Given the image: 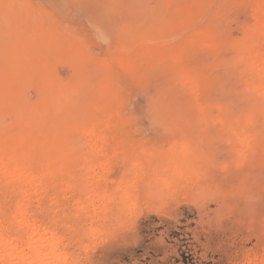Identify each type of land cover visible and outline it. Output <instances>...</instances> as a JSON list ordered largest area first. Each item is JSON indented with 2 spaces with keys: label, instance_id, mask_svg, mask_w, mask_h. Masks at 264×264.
Instances as JSON below:
<instances>
[{
  "label": "rangeland",
  "instance_id": "1",
  "mask_svg": "<svg viewBox=\"0 0 264 264\" xmlns=\"http://www.w3.org/2000/svg\"><path fill=\"white\" fill-rule=\"evenodd\" d=\"M170 1L0 0V41L8 47L12 46V49H9L0 45V65L5 48L8 49L5 52L9 53L7 58L3 59L5 65H9L8 61L12 59L9 57L15 55L16 49L17 55L21 53L20 50L23 55V49L32 52L28 46L15 47L16 40L13 38L18 39L16 33L27 35V32H24L27 28L28 33L36 30L40 32H37L41 36L40 39L46 37V40H42L44 44L41 43L40 46L43 50H38L41 56L38 57L34 49L33 56L28 51L24 56L29 54L30 57H35L32 58L34 61L31 59L35 68L48 66L50 63L49 66L54 70L52 76L59 81L58 85L62 89L67 84L70 88V85L76 82L84 86L81 94L73 100V103L77 104L72 103V113L67 114L71 119H78V128L88 130L94 122V115L103 117L107 112L114 115L111 121L112 130L106 133L107 140L95 147L94 154L89 153V142H92V139L79 132L71 134L63 147L69 153V174L73 176L71 183L78 184V189L86 188L91 180L94 181L93 176L100 177L104 179L99 183L100 189L87 194L91 196L106 190L116 197V205L114 203L107 206L105 213L102 204L98 205L97 210L101 212L103 209V215L100 219H92L93 208L90 207L89 213L84 212L86 215L75 208L76 201L82 196L85 197V193L81 195L69 191L66 195L53 187L48 189L51 195L47 192V198L39 199V204L35 198L32 204L33 207L36 206L32 211L35 212L38 207V212L35 213L39 222H49L47 227L57 223V233L60 232L58 235L64 238V252L71 259L69 264H245L249 258L263 254L264 113L262 104L256 102L262 96L261 91L250 93L253 90L246 84L253 77L247 73V65L254 64L256 55H264V33H261L263 27L258 20V24L255 22L254 19H258L257 12L253 11L256 10L255 4L258 0ZM180 10H183L182 13ZM188 14L192 15L189 18L192 17L193 20L188 19ZM162 17H165L162 24L164 30L159 28V20L162 22ZM13 19L16 20L12 21ZM17 20L20 23L23 20V32L20 29L23 25L20 23L11 24L13 29L10 26L11 21L14 23ZM180 20L183 22H179ZM188 20L190 22L187 23ZM8 24L10 31L15 32V37L8 35ZM19 24L21 26L17 30L16 25ZM35 26L36 29H31ZM163 26H168V30ZM158 28L163 32L158 31ZM202 31L204 33H201ZM148 32L154 35V38L150 36V40L153 39L148 42L149 45L150 42L154 44L155 40L156 43L154 46L151 44L152 47L159 44L167 49L183 42L189 44L190 39L205 33L213 36V44L208 45L209 48L196 43L184 57V69L195 71L200 76L196 90L190 88L191 85L178 76L179 73L170 61L168 63L171 65H167L166 59L159 61L147 56L142 57L136 71H129L127 65H124V68L119 66L118 62L127 60L128 55L141 52L143 38L146 42L145 35ZM137 33L142 38H138ZM25 34L23 36H26ZM43 34L45 35L42 36ZM253 34H258L257 44L253 51L244 56L235 44L246 41ZM40 36H37V39ZM53 36L57 40L54 41ZM52 41L55 42L54 46ZM145 42L144 44L147 43ZM55 45H60L57 46L58 50L62 47L61 53L56 54L58 50ZM212 45L218 50H210ZM123 47L128 48V51ZM44 48L50 50L44 51ZM129 48L132 49L130 52ZM9 50L13 51L12 55ZM106 64L111 67L108 71L103 68ZM5 65L3 68L8 67ZM1 68L2 66L0 70ZM242 73L245 78H250L245 79ZM103 80H107V88L112 94L113 101L108 107L110 110L105 106V92L100 91L101 84L95 86L98 81ZM24 88L22 92L21 89L18 90L29 95L27 96L30 99H26H38L37 88ZM253 101L262 106L261 109ZM11 105H4L0 113V124L4 123V127L13 126L16 122V116L12 113L14 105ZM100 106L107 112L104 108L98 109ZM81 108H85L83 113ZM201 108L205 109L208 119L199 117L200 110H203ZM245 116L255 117L248 126L236 124V117L244 119ZM217 118L221 120L217 121ZM88 139L91 141H87ZM239 139L249 144V150L247 149L243 156L237 154L241 147ZM101 149L103 156L96 157V153ZM90 154L93 155V160ZM186 158L192 162L193 167L187 168V172L183 171L185 175L174 174L175 162L179 159L184 161ZM85 161H88L91 168L96 167L91 169L92 171L85 170ZM135 163L138 165L136 168L133 166ZM85 172H89L88 178L82 181ZM164 180L169 184L165 186ZM121 181H124L125 188H129L128 204L123 203L125 201L120 196L123 192L115 191ZM5 191L0 192V206L2 211L5 208L4 211L10 213L9 210L14 207L13 192L4 193ZM3 194L6 196L3 197ZM52 195H55L53 197L56 201H49ZM6 198L9 200H4ZM44 200L48 201V204ZM58 200H61L63 206L58 204ZM7 202L12 203L6 204ZM2 203L7 206H2ZM54 218L58 219L59 226L57 221L52 220ZM90 228L91 232L88 231Z\"/></svg>",
  "mask_w": 264,
  "mask_h": 264
},
{
  "label": "bare ground",
  "instance_id": "2",
  "mask_svg": "<svg viewBox=\"0 0 264 264\" xmlns=\"http://www.w3.org/2000/svg\"><path fill=\"white\" fill-rule=\"evenodd\" d=\"M166 1L168 2V0H166ZM197 2L199 4V1H197ZM197 2H195V4ZM255 2H254V4H255ZM204 5H205V3H204ZM255 5H257L256 10L253 9V11L257 12L256 14H257L258 19H254V20H255V22L258 20L260 26L263 27V32H261L263 34L264 33V20H263V18H264V0H258V2ZM255 5H254V8H255ZM166 6L168 7L169 5H166ZM185 6L189 7V5H185ZM200 7L202 8V6H200ZM182 8L184 9V7H182ZM6 11H8V10H6ZM180 11L182 13L183 10H180ZM249 11H251V10H249ZM199 13H200V11H199ZM187 16H188V19H192V17L189 18L190 16H192L191 14H188ZM181 17H182V15H181ZM163 18H165V17H162V22H161V20L158 19L161 23L160 27L158 25L159 28H162ZM8 20H9V18H8ZM15 20L16 19H13L12 21H15ZM181 20H183V19H181ZM181 20L179 22H183ZM12 21H11V23H9L10 26H12V29L14 28L13 25L20 23V21H18V20H17V22H14V23ZM22 21L20 23L21 25H23ZM155 21L157 22V19ZM184 21H185V18H184ZM188 22H190V20H188L187 23ZM247 22H249V21H247ZM174 23H175V21H174ZM256 23L258 24V22H256ZM9 24H8V31L7 32H8L9 36H13V34H15V32H12L13 30L10 31L11 28L9 27ZM11 24H13V25H11ZM20 24L16 25L17 30H18L19 26H21ZM24 24H26V23H24ZM179 24H181V23H179ZM251 24H252V22H251ZM165 25H166V23H165ZM36 26L31 28V29H34V28L36 29ZM21 27H20L21 32H23V29H25L24 25ZM39 27H38V30L40 29ZM163 27H165V26H163ZM262 27H260V28H262ZM159 28L157 29L158 31H160ZM167 28H169V27L167 26ZM167 28L165 27V29H167ZM27 29L29 30V28H27ZM27 29L24 30V32L25 31L27 32V35L25 33H23V35L25 34L26 36H23L20 33V35L22 36V37H20L19 33L18 34L16 33L18 39L13 38V40H16V41H14L15 42L14 44H16V46L15 45L14 46L15 47H17V46L21 47V45L26 46V47L28 46V48L30 47L32 49V52L27 50V49L26 50L29 53L31 52L32 56L37 51L36 55L38 56L39 55L38 50L42 49L40 47L41 43L44 44V41H42V40H46V37L44 39H43V37H42V39H40L41 36L38 35V33H40V32H38L36 30H31L33 32L28 33ZM15 30H16V27H15ZM104 30H105V28H104ZM163 30L160 32H163ZM149 31H150V28H149ZM9 32L11 34H9ZM107 32H106V34H107ZM165 32L166 31H164V33ZM34 33L37 35L35 36ZM44 33H45V31H44ZM50 33H51V31H50ZM50 33H48V34H50ZM201 33H204V32L202 31ZM261 33L259 32V34H261ZM45 34H43L42 36H44ZM138 34L139 33H137L136 36H138V38H142V37H139ZM140 34H142L141 31H140ZM195 34H197V33L195 32ZM51 35H53V34H51ZM148 35H149V37H148ZM160 35H161V33H160ZM37 36H40L39 39H37L38 38ZM150 36L153 37L154 35H150L149 32L145 35V37L149 38V40H147V38H146L147 43L145 42V38H143V43H142L143 45L140 44L142 47L141 52L135 53L133 55L131 54L132 56L128 55L129 57H126V58H128L127 60H125L122 63L118 62L120 64L119 66L124 68V65H127L129 67V71L130 70L136 71V69L140 63L139 61H141L142 57L147 56L150 59L153 58L156 60L166 59L167 63L170 61L172 63V65H174V69H176L177 72L179 73L178 76L182 80L187 82L189 85H191L190 88L196 90L198 85H199L198 79H200L199 78L200 76L198 74H196L195 71L193 72V71H188V70L184 69V66H183L184 57H185L186 53L188 51H190L189 49H191L192 46L194 47V45L196 43L204 44L203 45L204 48L205 47L209 48L208 45H210L214 40L213 36H211L209 34L207 35L205 33L204 35H201L200 37L193 38L192 40L190 39L191 42L189 44L183 42V43L177 44L174 47L170 46L169 49L162 48L164 45L162 47H160L159 44L158 45L156 44L157 47H152V45H151V44H153L152 42H150L151 44L149 45L148 42L154 38L153 37L150 40ZM257 36H258V34L257 35L253 34L252 36H249L246 41H240L237 44H235L236 45L235 47L238 48L237 50L240 51L241 54L246 56L251 51L254 50V47L257 44V42H256ZM263 36H264V34H263ZM13 37H15V36H13ZM8 38L12 39L11 37H8ZM157 38L160 39V37H156V39ZM2 39H3V37H1V40ZM51 39H53V38L51 37ZM47 40H48V38H47ZM55 40H57V39L54 37V41ZM9 41H11V40H9ZM140 41H142V39ZM48 42H50V41L48 40ZM109 42H111V40ZM144 42L146 44H144ZM157 42H158V40H157ZM187 42H188V40H187ZM10 43H12V42H10ZM155 43L156 42L154 40V44ZM206 43H208L207 46H205ZM2 44L3 43H1V41H0V45L2 48L8 47L5 44H3V45ZM49 44H51V42ZM52 44L54 46L55 42L53 43V41H52ZM154 44H153V46H154ZM8 45H9V42H8ZM10 45H12V44H10ZM45 45H42V47H44ZM214 46L212 45V49H210V50L213 51L215 49ZM45 47H47V46H45ZM58 47L56 48V50H58ZM128 47H130V46H128ZM6 48H5V51L8 50V49L6 50ZM8 48L12 49V46H9ZM61 48H59L58 52L56 51V54L61 53V51H60ZM123 48H126V47H123ZM33 49L35 52H33ZM46 49L47 48H44V51L50 50V49L49 50L48 49L46 50ZM127 49L128 48H126L125 50H127ZM19 50H18V52H19ZM23 50L26 54L28 53L27 51H25V49H23ZM42 50H40V51H42ZM130 50H132V49L129 48V52H130ZM166 50H167V52H166ZM2 51H3V49H2ZM5 51H3L4 57L3 56H2L3 58L1 57L2 58V65H0V66H2V68H1L2 70H0L1 71L0 72V113L2 112L1 110H2V107L4 105H6V104L8 105V103L9 104L11 103L12 105H14L12 113L14 114V116H16V120H15L14 116H13L14 119L12 117L11 118L13 120H15L16 122L14 121L15 125H13V126L11 125L8 127H4L3 126L4 123L0 124V192L2 190H6L4 193H6V192L12 193L13 192L12 198H14V202L13 203L11 202L12 204H14V207L12 210H9V211H11L10 213L4 211L5 208H3V211H2V208L0 206V264H69L71 259L67 255V253L64 252L65 251L64 250L65 246H63V243H64L63 239L64 238H63V236L61 237L60 235H58L60 232L57 233V223H54L52 227H47L46 225H48L49 222L48 223L46 222L47 224H43V223L39 222L36 219L37 213H35L36 211L38 212V207H37V210H35V212H34V211H32V209L34 210V208H36V206L33 207L32 204H33V201L35 198L37 200L36 203H38L39 199L42 200V198L44 199V197L47 198L46 195H47V192H49L48 189L50 187H53L55 189H58L60 191V193L62 192L66 195H67L66 192H69V191L77 192V194H81V195L85 193V195H86L85 197H83V196H82V198H79V196L77 197L79 199L76 201V204H75L76 207L75 208H76V210L78 209L83 214H84V212H87L90 209V207L93 208L92 212H91L92 214L90 213L92 219H96V218L100 219V217L103 215V213L107 212V206L114 204V203L116 205V201H115L116 197L109 194L106 190H104L102 192L99 190L101 193L95 191L96 194L93 193V195H91V196L87 194V193H90L91 191L94 192L95 189L98 190L97 188L100 187V184H99L100 181L104 180L100 177L95 178L93 176V180L95 182L94 181L92 182V180H91L89 186L86 188L78 189L79 188L78 184L75 185V184L71 183L73 176L71 174H69V169H70L69 168L70 167L69 153L63 147V145H65L67 143L68 137L71 134H73L75 132H79L82 135L87 136V138L92 139V142H89L90 145L89 144H87V145H89V149H90L89 153L93 152L92 154H94V152L96 150L95 147L99 143H104L107 140V134L106 133L110 132L112 130L111 121L113 120L114 115L111 114V112H107L104 107L100 106L98 109L104 108L105 112H107V113L105 115L103 114V117L94 115L95 116L94 122L91 124V126L88 130L79 129L78 123L76 122L78 119L75 120V117H74V119H71L68 115H70L72 113V107L71 106L74 104L73 103L74 98L77 95L79 96V94H81L80 92L83 90L82 87H84V86H81L80 84H78L76 82V83H73L72 85H70V88L68 87V84L67 85L65 84L66 87L63 86L64 89H62L61 86L58 85L59 81H57V79H55V77L53 78V76H52V74H53L52 71H54V70H52V66H49L50 63L48 66L44 65L42 67L35 68V66H33V62L31 61V59L32 58L35 59V57H30L31 55H29V54L24 56L25 53H23V55H22V52H23L22 50H20L21 53L19 52L20 53L19 55H17V49H16L15 55L14 54L12 55L11 53L13 51L9 50V51H11L10 54L12 55L9 58H12V59H11V61H8L9 65H8V63H7V65H5L6 63L4 64L5 61L3 59L7 58L6 57L7 54L9 55V53L8 52L6 53ZM167 53H168V55H167ZM241 54H238V55H241ZM39 56H41V54ZM123 56L125 57L126 55H123ZM29 57H30V61L32 62L31 65L29 62ZM166 57H168V58H166ZM75 58H76V56H75ZM126 58H124V59H126ZM251 59H252V57H251ZM116 60L117 59L115 58L114 61H116ZM254 60H255V62L252 66L246 64L248 66L247 71H249V72L245 71L249 74H252L253 77L250 79V81L247 82V80L250 77L248 79L245 78V75L243 73H242L243 74L242 76L245 79H247L246 84H247L248 88L253 90V92H250V93L254 94V91H256V90L261 91L260 93H262V96L256 102L258 103V101H259V104L260 103L262 104L263 113H264V55H259V56L256 55ZM6 61H7V59H6ZM111 61H113V60H111ZM166 61H164V62L166 63ZM109 62H108V64H109ZM238 62L242 63L239 60H238ZM88 63H90V62H88ZM244 63H245V61H244ZM72 64H74V62H72ZM158 64H159V62H158ZM166 64H164V65H166ZM169 64L170 63H168L167 65H169ZM3 65H5V67L8 66V67H6L7 69L3 68L4 67ZM244 66L245 65H243V68H244ZM103 68L107 71L111 69V67H108L107 64ZM3 69H5V70H3ZM165 69H167V68H165ZM244 70H246V69L244 68ZM242 72H244V71H242ZM78 73H80V72H78ZM101 75H103V74H101ZM97 77H99V76H97ZM246 77H248V76H246ZM244 78H243V80H244ZM181 79H180V82H181ZM240 79L242 80V78H240ZM100 84L102 86L100 91L105 92L104 98L106 99L105 100L106 102L105 101L104 102L106 104L105 106H107V108H108L109 104L112 103V101H113V99L111 97L112 94H111L110 89L107 88L108 87L107 86L108 85L107 80H103L101 82L98 81L95 84V86L96 85L98 86ZM21 86L23 88H24V86H25V88H29V87L37 88V90L39 91V92H37V93H39V97L37 94H35V95H37L38 99L36 101L28 100V99H30V98H28L29 95L28 94H27L28 96L25 95L26 92L21 93L23 90V88H21ZM67 87H68V89H65ZM245 87H246V85H245ZM18 89L19 90L21 89V92ZM42 89H44V90H42ZM29 90H31V89H29ZM92 94L95 95L94 92ZM92 97H94V96H92ZM250 97H251V95H250ZM26 98H28V99H26ZM78 98H80V97H78ZM117 99L119 100V98H117ZM92 102H93V100H92ZM253 102L256 104L255 101H253ZM75 104H77V103H75ZM96 104H98V103H96ZM12 105H11V107H12ZM153 105H154V103H153ZM98 106H99V104H98ZM256 106L259 107L260 109L262 107V106H258V104H256ZM93 108H95V107H93ZM8 109H6V113L8 112L7 111ZM84 109L81 108L80 111L82 112V110H84ZM201 109H203V108H201ZM258 109H256V110L258 111ZM101 110H103V109H101ZM204 110L205 109L200 110L201 114L199 117L201 119H206V118L208 119V116ZM114 111H115V109H114ZM85 112H87V111L85 110ZM10 113H11V111H10ZM89 113H90V111H89ZM92 115H93V113H92ZM260 115L262 116V114H260ZM0 117L2 118V116H0ZM159 117H160V115H159ZM254 117L255 116H245L244 119L242 117H238V118L236 117V124H243L244 126H246V125L248 126L252 123ZM120 118H121V116H120ZM258 118H259V116H258ZM263 118H264V116H263ZM216 120L219 121V120H221V118H217ZM81 123H83V122H81ZM87 141H91V140L88 139ZM236 141L238 142V138L236 139ZM239 141L241 143V147L237 151V154L243 156L245 154V152L247 151V149L249 150V144L247 141L242 140V139H239ZM86 143H88V142H86ZM182 148H184V147H182ZM184 149H186V148H184ZM183 150H181V151H183ZM92 154H90V155H92ZM182 154H183V152H182ZM98 155H102V149L99 150L95 156L97 157ZM183 156H185V155H183ZM91 159L92 160L94 159L93 155H92ZM183 159H184V157H183ZM186 159H185L186 161L185 160L179 161L180 160L179 159V160H177L178 162L177 161L175 162V165H174L175 171L173 170V173L175 172L174 174H178V173L183 174V173L187 172V170H188L187 168L193 167L192 162L188 158H186ZM85 160H86V158H85ZM85 162L86 163L83 165V167L87 171L91 170V169L93 170L96 167L95 165H97V163H95V165L93 164L95 167L91 168V166H88V161H85ZM94 162H96V161H94ZM101 163H102V160H101L100 164ZM91 165H92V163H91ZM101 166H102V164H101ZM133 166H134V168H136V166H138V165H136V163H135V164H133ZM103 167H104V165H103ZM170 167H172V166H170ZM139 169H141V168L139 167ZM189 170H191V169H189ZM183 171H185V172H183ZM85 173L83 175V178L81 179L82 181H86L85 179L88 178L89 172H87L86 175H85ZM94 173H95V170H94ZM174 174H172V175H174ZM141 175H143V174H141ZM183 175H185V174H183ZM91 176H92V174H91ZM97 176H98V174H97ZM158 181L159 180H157V183H158ZM163 182H164L165 186L169 184V182L167 180L166 181L164 180ZM153 184H155V183H153ZM124 185H125L124 181L119 182V186L115 191L116 192H119V191L123 192L120 196L123 199V201H125V202H123V201L122 202L125 204H128L129 203V197H130L129 188H125ZM160 185H161V181H160ZM11 193H10V195H11ZM7 194H9V193H7ZM49 194H50V192H49ZM4 195L5 194H3V197H4ZM53 196L55 197V195H52L51 199L48 198L49 201L52 200V202H53V201L57 200ZM61 197H63V196H61ZM1 199L3 200V198H1ZM62 199L64 200L65 198H62ZM74 199H76V197ZM4 200L7 201V200H9V198L8 199L6 198ZM60 201L58 202V204L62 203ZM44 202H47V204H48V201L44 200ZM8 203H10V202H7L6 204H8ZM6 204H4V205H6ZM101 204H102V207L104 208V212H103V209L101 212H98V210H97V206L101 205ZM4 205L2 203V206H4ZM117 205L120 206L119 203H117ZM8 207L10 208V205ZM40 207H43V206H40ZM40 207H39V211H40ZM100 209H101V207H100ZM7 211H8V209H7ZM45 211H47L46 208H45ZM88 213H89V211H88ZM53 214H55V213H53ZM48 215L50 216V214H48ZM84 215H86V214H84ZM63 216H65V215H63ZM60 219L62 220L63 218H60ZM85 219H86V217H85ZM92 219H90V220H92ZM52 220L54 221L55 218ZM57 220H55V221H57ZM43 222H45V221H43ZM57 222H58V226H59L60 225L59 221H57ZM91 222H93V220ZM58 228H60V227H58ZM91 229L92 228H90L88 231L91 232ZM59 231H60V229H59ZM245 264H264V251L260 257L255 256L253 258H249Z\"/></svg>",
  "mask_w": 264,
  "mask_h": 264
}]
</instances>
